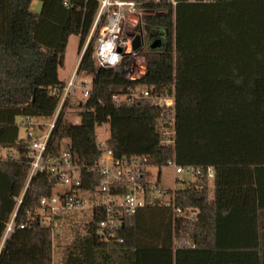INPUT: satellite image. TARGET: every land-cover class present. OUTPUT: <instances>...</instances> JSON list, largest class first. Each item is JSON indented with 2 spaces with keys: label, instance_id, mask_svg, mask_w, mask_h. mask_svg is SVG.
<instances>
[{
  "label": "trees",
  "instance_id": "trees-1",
  "mask_svg": "<svg viewBox=\"0 0 264 264\" xmlns=\"http://www.w3.org/2000/svg\"><path fill=\"white\" fill-rule=\"evenodd\" d=\"M32 1L0 0V149L17 152L0 156V264H52V233L40 200L69 193L59 177H32L17 228L4 238L29 168V138H20L19 128L26 119L52 118L65 86L58 68L68 40L77 36L81 50L99 5L38 0L35 13ZM156 9L145 14L144 31L161 44L140 49V77L96 68L89 43L77 68L91 74L89 94L65 102L78 123L62 111L47 156L58 157L67 141L79 188L94 192L103 180L91 170L102 153L95 129L107 123L105 144L114 157H145L156 167L174 162L201 174L183 188H162L160 198L123 219L113 240L97 236L92 217L65 247L62 264H264V0ZM136 88L155 95L172 90L173 114L148 100L114 99ZM172 119L174 142L162 146V129ZM148 179L149 173L142 181Z\"/></svg>",
  "mask_w": 264,
  "mask_h": 264
},
{
  "label": "built area",
  "instance_id": "built-area-1",
  "mask_svg": "<svg viewBox=\"0 0 264 264\" xmlns=\"http://www.w3.org/2000/svg\"><path fill=\"white\" fill-rule=\"evenodd\" d=\"M213 1L215 0H98V9L90 32L82 45L76 69L61 92L60 100L47 130L42 135L36 136L33 126L39 128L41 124L31 123V119L25 120L26 136L29 138V147L25 153V157L29 159L28 175L24 190L17 199L16 208L6 224L4 238L17 228V209L22 202L23 193L32 177L39 173L59 177L60 185L69 189V193L61 191L54 193L51 197L42 198L40 214L58 217L63 210L88 207L92 211V217L97 221V236L105 241L116 237L115 231L121 226L125 217L136 213L162 196V188L157 179L153 180L150 176L149 168L153 165L147 158L114 157L105 142H99L102 153L91 168L101 173L102 183L96 187L94 192L81 190L79 188L80 176L71 164L67 149L62 148V153L58 157L47 156L49 138L57 119L65 109V102L72 99L74 90L81 89L82 98H86L89 94L90 84L88 85L85 80L80 84L77 83L78 74H80L77 68L91 41L96 68L119 70L125 77L135 79L138 76L132 75V67L136 60L140 58L144 60L139 51L146 45L144 39L145 14L155 13L158 9L156 6L159 5L174 11L176 6L182 2L208 3ZM136 36L140 37V48L133 50L132 42ZM114 99L128 102L148 100L151 104L162 108L166 114L172 115L174 111L172 90L155 95L148 89H129L127 95L114 96ZM72 122L78 123V117L75 116ZM166 123L167 126L162 129L159 141L162 146L172 145L174 142L173 119ZM168 164L173 166L175 175L186 171L192 181L201 174L199 169L183 168L174 162ZM148 173V181L143 182L142 180ZM207 175L209 178L213 177L212 169L207 170ZM181 182H184L181 177H175V183ZM165 205L168 204L165 203ZM18 228H23V225H19Z\"/></svg>",
  "mask_w": 264,
  "mask_h": 264
},
{
  "label": "rangeland",
  "instance_id": "rangeland-1",
  "mask_svg": "<svg viewBox=\"0 0 264 264\" xmlns=\"http://www.w3.org/2000/svg\"><path fill=\"white\" fill-rule=\"evenodd\" d=\"M40 2L38 0H33L30 9L37 13L40 9ZM145 43L150 45L155 38L152 34L147 32L144 33ZM81 50H79V38L77 36H71L68 40L67 47L64 54V61L62 66L58 68V78L67 84L71 74L75 71L77 61L80 57ZM145 70V62L142 58L136 60V63L132 67V75L140 77ZM86 81L88 85L91 83V74L89 73H80L78 74L77 83L80 84L83 81ZM82 98L81 89L77 88L73 92L72 99L69 102H77ZM64 118L67 120L73 121L74 113L73 109L66 107L65 112L63 113ZM19 122L20 119L18 118ZM51 119H41L34 118L31 119V123L41 124L42 128H37L34 131L36 136L42 135L48 127ZM26 127L23 124L19 128V137H26ZM96 138L99 142H105L109 138V125L107 123L102 124L101 126L96 127L95 129ZM67 141L63 142L62 148L65 147ZM9 153L17 155L15 149H0V156H6ZM150 176L153 180L159 179V186L163 189L168 188H183L189 182L191 178L189 177L186 171H183L179 175H175L174 168L171 165H165L162 167L151 166L149 168ZM175 177H181L184 182L175 183ZM92 218V211L86 208H75L69 210L61 211L58 217H44L45 225L51 228L52 233V264H62L64 249L67 245L71 244L76 236L83 235L85 233V226Z\"/></svg>",
  "mask_w": 264,
  "mask_h": 264
},
{
  "label": "water",
  "instance_id": "water-1",
  "mask_svg": "<svg viewBox=\"0 0 264 264\" xmlns=\"http://www.w3.org/2000/svg\"><path fill=\"white\" fill-rule=\"evenodd\" d=\"M160 44H161L160 39H154L152 41V43L150 44V48H152V49L158 48L160 46ZM138 48H140V37L136 36L132 42V49L137 50Z\"/></svg>",
  "mask_w": 264,
  "mask_h": 264
},
{
  "label": "crops",
  "instance_id": "crops-1",
  "mask_svg": "<svg viewBox=\"0 0 264 264\" xmlns=\"http://www.w3.org/2000/svg\"><path fill=\"white\" fill-rule=\"evenodd\" d=\"M72 75V74H71ZM71 77V76H70ZM70 79V78H69ZM60 81H62V80H60ZM62 82H64V81H62ZM65 83V82H64ZM159 179L157 178V181H158Z\"/></svg>",
  "mask_w": 264,
  "mask_h": 264
}]
</instances>
